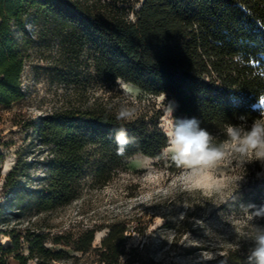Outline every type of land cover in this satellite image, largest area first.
<instances>
[{
  "label": "trees",
  "instance_id": "1",
  "mask_svg": "<svg viewBox=\"0 0 264 264\" xmlns=\"http://www.w3.org/2000/svg\"><path fill=\"white\" fill-rule=\"evenodd\" d=\"M135 3H139L138 6ZM0 0V104L23 97L20 86L25 52L33 42L27 24L50 29L54 38L71 47L90 45L96 77L113 82L121 78L154 96L161 92L176 103L171 118L196 117L200 126L223 139L226 124L250 123L264 97V0ZM132 16V17H131ZM21 41H19V37ZM160 108L153 107L131 122L117 121L104 109H66L40 117L32 130L48 148L46 182L36 189L37 206L48 211L69 202L76 193L83 166L97 154L95 176L103 182L123 161L141 154L157 158L167 143L159 128ZM125 127L137 143L117 154L114 135ZM93 147L88 153L87 148ZM260 162L244 165L254 176ZM17 167V164H16ZM14 167L5 185L15 192ZM45 176V175H44ZM241 205L264 206V176L242 192ZM239 201V199L233 200ZM232 201V202H233ZM232 204H230L231 206ZM255 208L250 209L254 211ZM98 246L92 247L97 227L84 229L76 239L52 237L81 254L92 252L96 264L142 263L129 248L127 222L111 221ZM0 264H56L74 256L52 250L42 231H0ZM22 243L27 254L22 253ZM250 241L243 238L224 253L190 264H247ZM77 258V256H75Z\"/></svg>",
  "mask_w": 264,
  "mask_h": 264
},
{
  "label": "rangeland",
  "instance_id": "2",
  "mask_svg": "<svg viewBox=\"0 0 264 264\" xmlns=\"http://www.w3.org/2000/svg\"><path fill=\"white\" fill-rule=\"evenodd\" d=\"M27 29L33 42L26 49L20 76L23 97L8 106L0 104V231L22 235L33 230L44 232L49 248L74 255L56 264L96 262L92 252L81 254L54 244L52 237L76 239L84 229L97 227L92 242L95 247L107 231L101 227L115 220L127 222V246L134 248L133 255L143 264H190L224 253L246 238L243 233H250L252 227L243 222L241 195L254 185L255 178L264 176V165L255 170L254 176L251 170L241 167L218 174L210 172L199 178V187H188L180 182L179 170L170 163L135 155L124 160L103 182L95 176L94 153L82 168L75 196L61 206L40 210L35 191L46 182L43 177L48 148L39 142L31 127L43 115L66 109L104 108L115 113V107L108 106L123 97L116 80L108 82L96 77L90 45L65 46L48 28L42 30L29 23ZM153 96L140 91L138 115L160 108L159 128L165 132L171 118L168 102L174 101L157 102ZM175 107L174 104V110ZM87 152L92 153L93 147ZM14 167L16 186L12 192L5 180ZM236 199L239 201H233ZM252 223L264 225V218ZM3 237L0 233L1 243ZM19 251L27 254V245L22 243ZM10 254L4 259L16 264ZM27 263L37 261L30 259Z\"/></svg>",
  "mask_w": 264,
  "mask_h": 264
},
{
  "label": "clouds",
  "instance_id": "3",
  "mask_svg": "<svg viewBox=\"0 0 264 264\" xmlns=\"http://www.w3.org/2000/svg\"><path fill=\"white\" fill-rule=\"evenodd\" d=\"M117 85L122 92V99L109 104L115 107L117 121L131 122L137 118L140 109V89L130 82L117 78ZM167 94L161 92L152 99L165 101ZM264 97L253 109L260 115L250 123L247 116H241L240 123L226 124L223 139L213 135L200 126L196 117L170 118L165 126L166 145L157 159L173 165L179 170L178 179L188 187H199V178L210 173H220L234 167H243L254 161L264 165ZM175 102H168V115L174 110ZM117 154L123 155L129 144L137 143L136 137H130L125 127H119L114 135ZM244 223H251L252 231L243 235L250 241L247 264H264V225L252 223L256 218H264V206H244ZM255 208L254 211L250 209Z\"/></svg>",
  "mask_w": 264,
  "mask_h": 264
},
{
  "label": "bare ground",
  "instance_id": "4",
  "mask_svg": "<svg viewBox=\"0 0 264 264\" xmlns=\"http://www.w3.org/2000/svg\"><path fill=\"white\" fill-rule=\"evenodd\" d=\"M174 104L176 105V103H174ZM137 155H141V154H137ZM142 156H144V155H142ZM144 157L151 159V157H148V156H144ZM97 238H98V239L100 238V234H99V232H97L96 239H97ZM96 239H95V240H96ZM2 243H3L4 245H6V244L8 243V237H7V236H4V237H3Z\"/></svg>",
  "mask_w": 264,
  "mask_h": 264
},
{
  "label": "water",
  "instance_id": "5",
  "mask_svg": "<svg viewBox=\"0 0 264 264\" xmlns=\"http://www.w3.org/2000/svg\"><path fill=\"white\" fill-rule=\"evenodd\" d=\"M142 2H143V0H141V3H142ZM141 3H140V4H141Z\"/></svg>",
  "mask_w": 264,
  "mask_h": 264
},
{
  "label": "snow or ice",
  "instance_id": "6",
  "mask_svg": "<svg viewBox=\"0 0 264 264\" xmlns=\"http://www.w3.org/2000/svg\"><path fill=\"white\" fill-rule=\"evenodd\" d=\"M261 102H264V101H261Z\"/></svg>",
  "mask_w": 264,
  "mask_h": 264
}]
</instances>
